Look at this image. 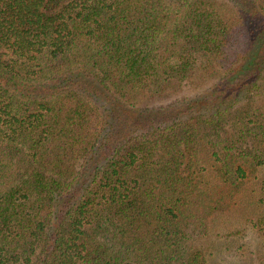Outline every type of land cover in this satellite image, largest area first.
<instances>
[{
	"label": "trees",
	"instance_id": "16d2710c",
	"mask_svg": "<svg viewBox=\"0 0 264 264\" xmlns=\"http://www.w3.org/2000/svg\"><path fill=\"white\" fill-rule=\"evenodd\" d=\"M0 264H264V0H0Z\"/></svg>",
	"mask_w": 264,
	"mask_h": 264
}]
</instances>
